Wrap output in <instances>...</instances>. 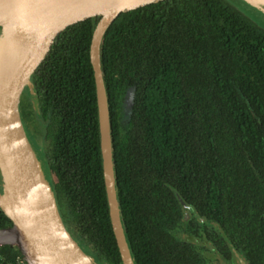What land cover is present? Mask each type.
<instances>
[{
    "label": "trees",
    "instance_id": "1",
    "mask_svg": "<svg viewBox=\"0 0 264 264\" xmlns=\"http://www.w3.org/2000/svg\"><path fill=\"white\" fill-rule=\"evenodd\" d=\"M238 2L171 0L118 17L105 33L118 201L136 264H212L187 230L228 263L237 254L264 264V29ZM96 24L59 37L27 118L44 132L67 229L102 264H123L90 58ZM12 224L0 207V228ZM0 254L9 264L21 252L4 245Z\"/></svg>",
    "mask_w": 264,
    "mask_h": 264
},
{
    "label": "water",
    "instance_id": "2",
    "mask_svg": "<svg viewBox=\"0 0 264 264\" xmlns=\"http://www.w3.org/2000/svg\"><path fill=\"white\" fill-rule=\"evenodd\" d=\"M168 1L171 0H0V175L3 180L0 207L13 223L0 228V246L17 247L28 264H71L54 240V225L41 206L39 181L45 183L44 189L50 196L55 227L77 247L87 264H94L93 257L82 249L65 226L51 181L42 171L27 132L28 104L37 102V80L51 61L59 37L92 21L97 24L90 58L96 82L110 217L123 264H136L118 201L101 45L108 28L118 17L152 9ZM244 1L264 11V0ZM4 42L9 46L8 57L16 56L23 64L16 76H11L4 64L1 54Z\"/></svg>",
    "mask_w": 264,
    "mask_h": 264
},
{
    "label": "rangeland",
    "instance_id": "3",
    "mask_svg": "<svg viewBox=\"0 0 264 264\" xmlns=\"http://www.w3.org/2000/svg\"><path fill=\"white\" fill-rule=\"evenodd\" d=\"M238 4H239V7L258 26H260L261 28L264 29V11L263 10L255 7L253 5H250L249 3H247L244 0H239ZM34 105H36V104H34ZM36 112H37V119L39 121V124L41 125V123L43 124V120L40 117L39 111L36 110ZM39 128H41V126H39ZM28 137H29V133H28ZM30 144H31V146L33 148V151H34V153H35V155H36V157H37V159H38V161L40 163V166L42 168V171L44 172L45 176L50 179V181L52 183V181H55V179H54V175H53L52 171L50 170V168L48 166V162H47L46 149H45V147H46V141H45V138H44V132L39 129L37 131V134H32V142L30 141ZM2 187H3V180H2V177L0 175V189L1 190H2ZM60 214H61V211H60ZM190 215L188 216V220L190 219ZM65 226H66V224H65ZM74 236H75L74 238L76 240L77 237H78V235L75 233ZM181 236L183 238H185V240H190V241L194 242L195 244L201 246L204 249V252H207L205 254L208 256V258L212 257L211 258L212 259V264H245L243 258H240V256L237 255V254H234L233 255V263H228L221 256H218L215 251H210V252L207 251L208 248L210 247V243L205 238L204 235L201 237V236L197 235L194 231L190 232L189 230H187V231H183L181 233ZM93 262H94V264H102L95 257H93Z\"/></svg>",
    "mask_w": 264,
    "mask_h": 264
},
{
    "label": "bare ground",
    "instance_id": "4",
    "mask_svg": "<svg viewBox=\"0 0 264 264\" xmlns=\"http://www.w3.org/2000/svg\"><path fill=\"white\" fill-rule=\"evenodd\" d=\"M8 48L7 44L4 42L2 44L1 47V54L4 60V64L7 67V69L9 70L11 76H16L19 74V72L21 71L23 64L21 63V61H19V59L15 56V58L11 59L8 57ZM105 114L104 110H103V115ZM104 118V117H103ZM105 119V118H104ZM37 177H39L38 172L36 173ZM39 189L41 191V197L43 199V202H41V206L43 208V211L46 215L49 216V221L51 220V222L53 223L54 227V240L56 241V243L58 244V246L64 251L65 255L67 256L68 260L70 261L71 264H87L85 258L79 253V250L77 249V247L75 245H73L65 235L61 234L57 228L55 227V223H54V219H53V214H52V206H51V201H50V196L48 194V191H46V185L44 186V184L39 181ZM45 188V189H44ZM51 206V207H50ZM47 216V217H48Z\"/></svg>",
    "mask_w": 264,
    "mask_h": 264
},
{
    "label": "built area",
    "instance_id": "5",
    "mask_svg": "<svg viewBox=\"0 0 264 264\" xmlns=\"http://www.w3.org/2000/svg\"><path fill=\"white\" fill-rule=\"evenodd\" d=\"M3 258H2V255L0 254V264L3 263ZM9 264H28L26 258L21 254V255H18L14 260H10L8 262Z\"/></svg>",
    "mask_w": 264,
    "mask_h": 264
},
{
    "label": "flooded vegetation",
    "instance_id": "6",
    "mask_svg": "<svg viewBox=\"0 0 264 264\" xmlns=\"http://www.w3.org/2000/svg\"><path fill=\"white\" fill-rule=\"evenodd\" d=\"M37 129L35 127V125L31 124L30 122H28V126H27V132L29 133V140L32 142V134H37ZM186 208L188 209V206H186ZM190 209L188 210V212L186 213V219L188 220V216L190 215Z\"/></svg>",
    "mask_w": 264,
    "mask_h": 264
}]
</instances>
